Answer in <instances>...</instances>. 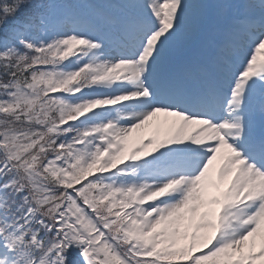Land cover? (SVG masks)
<instances>
[{
	"label": "snow or ice",
	"instance_id": "1",
	"mask_svg": "<svg viewBox=\"0 0 264 264\" xmlns=\"http://www.w3.org/2000/svg\"><path fill=\"white\" fill-rule=\"evenodd\" d=\"M0 264H264V0H0Z\"/></svg>",
	"mask_w": 264,
	"mask_h": 264
},
{
	"label": "rangeland",
	"instance_id": "2",
	"mask_svg": "<svg viewBox=\"0 0 264 264\" xmlns=\"http://www.w3.org/2000/svg\"><path fill=\"white\" fill-rule=\"evenodd\" d=\"M152 130H148V132H151ZM137 135H144V133H141V134H134V138L137 136Z\"/></svg>",
	"mask_w": 264,
	"mask_h": 264
},
{
	"label": "bare ground",
	"instance_id": "3",
	"mask_svg": "<svg viewBox=\"0 0 264 264\" xmlns=\"http://www.w3.org/2000/svg\"><path fill=\"white\" fill-rule=\"evenodd\" d=\"M148 130H153L152 128L148 129Z\"/></svg>",
	"mask_w": 264,
	"mask_h": 264
}]
</instances>
